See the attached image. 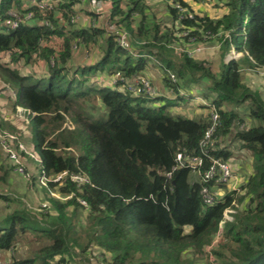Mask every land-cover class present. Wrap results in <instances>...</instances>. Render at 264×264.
Returning <instances> with one entry per match:
<instances>
[{"label":"trees","instance_id":"trees-1","mask_svg":"<svg viewBox=\"0 0 264 264\" xmlns=\"http://www.w3.org/2000/svg\"><path fill=\"white\" fill-rule=\"evenodd\" d=\"M90 1L0 0V82L11 94L9 110L16 114L20 107L33 119L45 176L65 173L42 185L59 194L45 193L47 213L27 208L18 196L0 195L12 204L0 218V255L37 243L31 256L12 255L4 264H72L79 254L70 248L81 254L97 248L106 264H198L201 258V264H264V98L242 81L245 69L264 68V0H216L226 12L215 19L195 12L186 0H159L166 3L170 27L150 11V0H96L108 2L106 26L127 33L125 48L110 28L73 20L80 10L97 19ZM197 42L218 44L217 71L188 54V45ZM74 44L96 49L97 56L75 65L70 76ZM231 48L242 56L225 62ZM152 64L164 89L177 97L133 95L118 82L90 79L105 72L128 83ZM25 65H33L32 72H23ZM202 80L215 96L202 93L210 102L208 115L205 106L194 116L173 113L172 106L186 102L178 98L182 89ZM212 109L220 123L208 156L227 161L233 142L251 158L252 171L240 194L219 185L221 198L207 205L201 189L210 183L188 167L172 168L177 153L199 154ZM67 121L72 127L64 126ZM7 125V132H20ZM203 159L204 167L209 160ZM228 206L235 213L216 238Z\"/></svg>","mask_w":264,"mask_h":264},{"label":"rangeland","instance_id":"rangeland-1","mask_svg":"<svg viewBox=\"0 0 264 264\" xmlns=\"http://www.w3.org/2000/svg\"><path fill=\"white\" fill-rule=\"evenodd\" d=\"M187 2H189L190 6L194 9L195 12H199L201 14L204 15H208L209 17L215 19V18H219L223 15V13L226 12V8L223 6V4L221 2H218L216 0H202V1H197L195 2L194 0H186ZM95 4H99L103 7V9H107L106 8V4L104 2H94L92 3L90 6L92 8L93 5ZM148 4L150 6V11L155 15L156 19L158 21L163 22L164 24L168 25L170 27V18L169 15L167 14L168 10L166 8V3L165 2H160L159 0H150L148 1ZM93 11H95V7H93ZM82 14H78V19L76 18V20H79L80 25L82 26H88L89 25H99L102 26L105 24L106 22V17L105 19L102 18V12L103 10H99V12L95 13V16H97V19H92V17H89L88 14H85L84 11H81ZM94 13V12H93ZM107 13V11H106ZM95 18V17H94ZM106 28H108L106 26ZM197 46V47H196ZM196 47V48H195ZM73 51H75V53L72 55L73 56V62L70 63L71 66H68V74L70 76L74 75V67L75 65L77 66H81V65H85L89 62H91L92 60L95 59L96 55V49H90L89 50H84L81 47H77L74 49H72ZM180 50L177 48V52H179ZM188 54L190 56H192L195 59H200L204 62H206L208 64V66L210 67L211 70L213 71H217L218 67H219V61L221 60V50L219 49V46L217 43L215 42H209V43H203V42H198L196 45H194L191 48H188ZM236 54V55H235ZM242 56V53H238L236 52L234 49H230L229 52L224 56L223 60L225 62L233 59V60H237ZM42 63V62H41ZM43 68H44V64L42 63ZM33 65H25L22 68L23 72H32ZM151 72H157L160 74V70L158 69L157 66L155 65H151L150 69L144 74L142 75L139 79L141 83H145L147 82L150 89H154L157 90V88L160 87V85L158 84V81L156 79L153 78V76L151 75ZM105 72H98L95 75L90 76V79H92V81H95L97 84L99 85H103V83H106V81H108L109 83L113 80L116 79L117 77H106L104 76ZM174 77V76H172ZM89 79V82H92ZM242 81L244 84H246L248 86L249 89L251 90H256L262 98H264V68H247L243 71L242 73ZM112 83V82H111ZM2 84L4 85V87H2ZM107 84V83H106ZM206 82H204L202 80V82H198L196 84L194 83H190L185 89H182L180 95H178L179 97H183L185 98L186 102L183 104H175L174 106H172L171 110L173 113L179 112L181 114L187 115L189 114L190 116H194V111H197V113H201L202 109L201 106H205V110L204 113L205 115H208V109L207 107L210 106V102H208V100H205L202 97V93H209L207 92L206 89ZM6 87L5 83H1L0 82V94H3V104L8 106V100H7V96H11V94L7 91V89H5L6 91H4L3 89ZM2 91H4L5 93H3ZM2 92V93H1ZM9 93V95H8ZM157 95H161L158 91H157ZM165 94H163L164 96ZM170 99H173L177 96H168ZM214 93H209V98L213 99ZM189 98V99H188ZM5 105V106H6ZM201 109V110H200ZM2 110V109H1ZM188 111V112H187ZM2 112H0V118L2 117ZM29 113L26 115L24 114L23 110H21L20 107H18V109L16 108V114H11L10 117L8 118L12 123H17V127L20 129V132H16V135L19 137L18 139L21 142H25V137H29V133L31 134V140L30 143L33 147H31V149L27 147V151L31 153H33L38 159H39V148L37 146V134H36V125L33 121V119L30 117L29 118ZM241 117L245 119V122L247 121L248 123V119L245 117V114L243 112H241ZM64 126L67 127H72V124L70 121H67L66 123H64ZM0 129H2L0 127ZM2 131H7L6 129L3 128ZM15 133V132H13ZM218 141V139H217ZM228 141V140H227ZM228 144H230V146L232 147V156L227 160V162H229V167L231 168V177L229 178L227 185L228 190H232L235 189L237 191L238 194H240L241 191V184L243 183V181L246 178V175L248 173H250L251 170V165H250V161L251 158L245 153V151L239 150L237 148H235L234 143L232 142H228ZM32 150V151H31ZM1 151V150H0ZM27 155V156H28ZM23 156L22 155V159H23V166L25 169V173L24 175L22 174H18L17 172L12 173V178L14 179L13 182L11 183V187H15L12 190L16 193H23L25 192V194L19 195V194H12L11 192H9L6 197H14L16 198V196L19 197V199L21 200L22 204H24L27 208L34 210V211H41L40 213H47L49 211H51V208H49V203H48V194L49 196H54V197H58L59 194H57L56 191L53 190H46L45 188L42 187V183L40 182V175L42 174V165L39 162V160H37V158H33L31 156ZM30 157V158H29ZM27 159H32L34 161V163L37 165V167L34 168H30L28 166V160ZM1 160L4 163H8L10 165L7 166L8 171H11L13 169L12 164L9 163V161L7 160L6 156L4 155V152L1 151ZM34 166V165H33ZM14 170V169H13ZM32 171H36L35 172V182H33V178H32ZM46 185V184H45ZM222 193L223 189H220ZM48 193V194H45ZM222 196V194H220ZM62 198V197H60ZM63 199V198H62ZM1 201V200H0ZM11 202V201H10ZM8 203L6 201H1L0 203V218H2V216L5 215V213L7 212V208L11 207L12 204ZM245 203V202H244ZM244 203L241 205V207H243ZM42 204H45L46 207L42 208ZM235 213V212H234ZM86 214V211L82 210V215L80 216L81 218V222L84 219V215ZM233 215V214H232ZM233 218V216H232ZM231 218V220H232ZM230 221V220H229ZM219 235V234H218ZM217 236V235H216ZM218 238V236L216 237ZM37 246V243H31V244H24L22 246H19V248L13 252L11 249L7 252H1L0 255V264H4L6 261H8V257L10 256V258L12 257V255L16 258V259H21V258H25L28 256H31V251L33 248H35ZM73 248H70L69 250L75 253H78L79 255H74L72 258V264H106V259L105 257H103L100 254V251L97 248H92L91 250V254L86 253V254H81L79 253V249L75 248L74 251H72ZM210 249V248H209ZM98 259V260H97ZM104 259V260H103ZM211 259V258H210ZM106 261V262H103ZM205 261V258H201L199 259V261H196V263L201 264Z\"/></svg>","mask_w":264,"mask_h":264},{"label":"built area","instance_id":"built-area-1","mask_svg":"<svg viewBox=\"0 0 264 264\" xmlns=\"http://www.w3.org/2000/svg\"><path fill=\"white\" fill-rule=\"evenodd\" d=\"M97 2L96 0H91L89 3V9L91 12L97 13L99 12V10H103L102 18L107 20V13H108V7L107 1H101L104 2L106 4V10L103 9V7L99 4H95L92 6L91 8V4ZM44 11H47V9L49 7H44L45 5H42ZM93 7H95V11H93ZM107 11V13H106ZM33 15L31 13H29L27 16L24 17V19H28L31 18ZM18 17V16H17ZM19 18V17H18ZM77 17L75 16L73 20H75ZM43 23H47V21L43 20ZM18 25V22L16 21H12L11 22V27L16 28ZM104 26L106 27V23L104 24ZM111 30L114 31L113 28L108 27ZM116 32V42L120 47H127L129 45L128 43V37H127V33L124 30H120L118 29ZM193 41V39L191 40ZM198 43V42H197ZM197 47V46H196ZM195 47V48H196ZM73 48H76V44L73 45ZM233 49V48H232ZM75 53V51L72 50V54L73 55ZM236 55V54H235ZM50 63H53V59L51 58ZM41 70H43V65L41 64V62H38ZM172 77V75H171ZM140 77H134L131 81H129L128 83L126 81H124L121 77H117L116 79H113L110 83L108 81H106V83L108 85H114L115 83H119L122 86L121 87H126L133 95H137L140 94L138 91H142V93H145L148 96H158L157 94V90L154 89H150L149 85L147 82L145 83H141L140 82ZM2 87H4V85L2 84ZM140 88V89H139ZM6 89V87L4 88ZM18 109V107H17ZM22 110V109H21ZM220 121H219V116L216 110L212 109L210 111V125L209 127L206 129V131L204 132V135L202 137V139L200 140L199 143V147H200V152L198 155H190V156H184L181 153H177L175 160H176V165L173 166L172 170H174L177 167H181V166H185L188 167L189 169H191L192 172L197 173L203 182L209 184L210 185H204L201 189V196H202V200L205 204L207 205H211L214 202H216V200L218 198H221L222 193L221 190L218 188L219 185H223V184H227L229 181V178L231 177V168L229 167V162L227 161H223L220 160L218 158L215 157H209L208 156V152L209 150L213 147L214 145V141H215V130L217 128V126L219 125ZM0 150L4 152V155L6 156L7 160L9 161V163L12 164V167L14 169L15 172H17L18 174H22L24 175L25 173V169L23 166V159H22V152H25L27 154H30V152L27 151V147L26 145L21 142L18 138L17 135L7 132V131H2L0 129ZM33 158H37L33 153H31V155H29ZM203 157H206L209 160V164L203 167V163H204V159ZM37 160H39L37 158ZM65 173H61L60 175H57L53 178H47L44 174V172L42 171V174L40 175V182L45 185L48 181H58L62 175H64ZM170 173H167V176H169ZM72 179L75 181H83V178L78 176V175H74L72 176ZM212 186V188H210ZM84 203V202H82ZM235 205L234 201L231 203V205ZM46 207L45 204H42V208ZM235 209L232 206H228L223 210V219L220 220L219 222V232L217 233L220 234V231L222 229V226L224 225V223L226 221L231 220L232 218V214H234Z\"/></svg>","mask_w":264,"mask_h":264},{"label":"crops","instance_id":"crops-1","mask_svg":"<svg viewBox=\"0 0 264 264\" xmlns=\"http://www.w3.org/2000/svg\"><path fill=\"white\" fill-rule=\"evenodd\" d=\"M82 14V12H81V10H80V15ZM194 45H191V44H189L188 45V48H191V47H193ZM198 60H200V59H198ZM220 62V61H219ZM151 67V66H150ZM151 75L153 76V78L154 79H156L157 81H158V84L160 85V87L159 88H157V91L161 94V95H163V94H165L164 96H172V94H170L171 92H168V91H166L165 89H164V87H163V85H162V82H161V78H160V76H161V72H160V74L159 73H157V72H151ZM4 91H6L5 89H3ZM4 91H2L3 93H5ZM1 92V93H2ZM6 94V93H5ZM3 94H0V112H2L3 114H2V119H1V122H2V128H4V129H6V130H8V125L7 124H9L10 126H12V125H16V127L18 126L17 125V123H12L8 118L10 117V115L12 114L11 112H10V110H9V107L6 105H4L3 104ZM189 99V98H188ZM2 109V110H1ZM201 110V109H200ZM188 112V111H187ZM197 113V111H194V115ZM184 115V114H183ZM186 116H190L189 114H187ZM25 139V141H30L31 140V134L29 133V137H25L24 138ZM26 144V143H25ZM26 146H27V144H26ZM28 147L31 149V147H32V145L30 144V145H28ZM28 161V166L30 167V168H36L37 167V165L34 163V161L32 160V159H27ZM34 165V166H33ZM7 166H9L10 167V165L8 164V163H4V162H2L1 160H0V195H7L9 192H11L12 194L14 193V194H19V195H22L23 196V194H25V192H23V193H18V192H14L12 189L13 188H15V187H11V183L13 182V178H12V173H15L14 172V170L12 169L11 171H8V168H7ZM11 168V167H10ZM35 172L36 171H32V178H34L35 177ZM16 174V173H15ZM34 182H35V179H34ZM9 197H10V195H9ZM0 203H1V201H0ZM12 207V206H11ZM11 207H9V208H7V210L8 209H10Z\"/></svg>","mask_w":264,"mask_h":264}]
</instances>
